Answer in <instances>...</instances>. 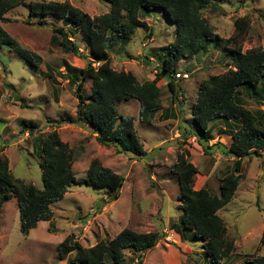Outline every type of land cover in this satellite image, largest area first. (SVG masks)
<instances>
[{
    "label": "rangeland",
    "instance_id": "1",
    "mask_svg": "<svg viewBox=\"0 0 264 264\" xmlns=\"http://www.w3.org/2000/svg\"><path fill=\"white\" fill-rule=\"evenodd\" d=\"M29 2H68L90 17L109 11L105 0H24V4L5 15L9 22L2 23L1 28L16 45L0 48V147H5L1 154L8 160L9 171L16 179L42 188L35 140L55 130L72 151L76 180L83 178L90 162L97 159L104 167L122 175L124 183L119 198L109 203L103 189L70 187L63 199L52 205L51 221L39 222L26 236L20 231L16 200L12 198L0 210V264H69L75 254L60 260L57 248L70 235L83 248H90L99 241L112 240L124 228L137 233L154 232L160 237L157 246L143 254L141 264H210L202 241L194 239L190 232L179 231L180 194L171 167L179 154L186 155L198 170L194 189L206 187L214 195H218L220 180L233 171V159L221 151L223 142L212 139L207 143L211 148L203 152L195 139L192 141L188 131L197 130V126L189 113L198 84L232 68L227 49H231L228 39L236 18L247 16L251 22L242 50L256 47L264 50V0H220L215 7L208 6L202 11L221 42L209 47L199 60H181L175 66V72L187 71L190 76L185 81L174 80V99L165 85L160 90L161 104L169 121L157 119L146 127L138 122L137 101L116 106L118 113L134 119V128L146 152L142 157L117 154L113 147L99 145L93 131L77 122L75 87L68 84L66 73L78 74L89 61L94 65L93 56L82 34H70L65 24L51 17L30 15L26 6ZM143 20L151 35L136 28L133 35L119 40L108 51L112 69L130 72L139 82L153 80L154 69L160 64L156 52L173 42L175 33V25L161 10L146 15ZM58 30L77 46V55L58 44L61 41ZM148 38L153 40L146 42ZM17 49L33 53L42 61L37 68L33 67L18 57ZM46 65L53 71L54 82L45 76ZM261 86L264 91V79ZM89 88V83L84 85V94L89 93ZM245 90H238L245 108L264 110V102L248 98ZM182 117L188 118L186 124ZM28 120L36 122L40 131L22 132V123ZM221 125L218 120L208 128L215 134ZM238 167L241 175L238 189L231 202L218 211L227 238L235 246L233 254L222 264H245L256 255L264 256V248L259 245L264 233V149L242 159ZM104 201L106 205L102 206ZM136 257L137 254L125 252L128 264H136Z\"/></svg>",
    "mask_w": 264,
    "mask_h": 264
},
{
    "label": "trees",
    "instance_id": "2",
    "mask_svg": "<svg viewBox=\"0 0 264 264\" xmlns=\"http://www.w3.org/2000/svg\"><path fill=\"white\" fill-rule=\"evenodd\" d=\"M105 1L109 4V11L96 17H90L68 2H29L26 6L30 15L51 17L65 24L70 34H82L85 46L97 64L89 61L85 68L78 70V74L75 71L66 73L68 84L75 87L77 122L93 131L99 145L113 147L117 154L142 157L146 152L134 128V119L119 114L116 106L124 101H137L138 122L146 127L152 126L155 115L159 111L164 112L159 81L168 79L167 88L174 99V75L178 62L191 58L199 60L209 47L218 46L221 42L202 15L205 8L215 7L220 0ZM20 4H24V0H0V48L16 46L1 24L9 22L5 15ZM156 10H161L175 25L174 40L156 52L160 64L154 69V79L139 82L130 72L113 70L108 51L119 40L133 35L136 28H142L151 35L150 27L143 18ZM250 25L247 16L234 20L233 33L228 39L231 49H227L232 68L198 84L196 99L191 107V119L197 130L191 128L188 131L206 152L211 148L207 143L213 139L209 124L218 120L237 122L238 130L232 132L229 143L221 147L222 153L233 159V171L220 180L218 195H214L206 187L194 189L198 170L186 155L179 154L171 167L180 194L179 231L190 232L194 239L202 241V249L210 264H222L234 252V241L227 238L226 227L218 211L231 202L238 189L241 181L238 164L242 159L258 154V149H264V110L246 109L238 91L245 88L248 98L264 102L261 86L264 50L261 47L242 50ZM56 33L61 37L58 44L77 55L78 48L68 40L66 33L59 30ZM56 38L54 40L57 41ZM17 55L36 68L42 61L39 56L22 49H17ZM145 59L150 60L149 57ZM45 67L46 78L54 82L53 71L47 65ZM87 83L90 84L89 93L84 94ZM48 124L52 125L51 122ZM21 131L34 134L40 129L36 122L28 120L23 121ZM35 142L42 188L16 179L9 171L8 160L1 154L5 147H0V210L12 198L16 200L23 235L35 229L39 222H50L52 205L62 200L72 186L103 189L109 198L108 203L119 198L123 176L104 167L97 159L90 162L83 178L75 179L72 151L67 143L61 141L57 131L53 130L43 138L37 137ZM105 205L104 201L102 206ZM159 240L158 233H137L124 228L112 240L99 241L90 248H83L70 235L59 244L57 251L60 260L75 254L69 264H128L125 261L127 251L137 254L136 264H141L143 254L153 250ZM259 245L264 248V233ZM245 264H264V256L256 255Z\"/></svg>",
    "mask_w": 264,
    "mask_h": 264
},
{
    "label": "crops",
    "instance_id": "3",
    "mask_svg": "<svg viewBox=\"0 0 264 264\" xmlns=\"http://www.w3.org/2000/svg\"><path fill=\"white\" fill-rule=\"evenodd\" d=\"M147 33H149V32H147ZM152 39V38H151ZM153 40V39H152ZM152 65V64H151ZM183 72H186V71H183ZM154 73H155V71H154ZM182 73V72H181ZM135 76V75H134ZM136 77V76H135ZM154 77H155V75H154ZM154 79V78H153ZM164 80V79H163ZM163 80H160L159 81V83H158V86L160 87V88H162V87H164V85L167 87V81H166V79L163 81ZM185 81V80H184ZM175 85H176V82H175ZM175 91H176V89H175ZM181 98V97H180ZM129 101H131V100H129ZM129 101H124V102H121L120 104H124V103H127L128 105H131V103H129ZM138 103V102H137ZM193 103H194V101H193ZM193 103L191 104V107H192V105H193ZM119 104V105H120ZM139 105V104H138ZM163 107V106H162ZM138 108V110H139V106L137 107ZM164 109V108H163ZM171 110V109H170ZM261 110H263V109H261ZM190 112H191V108H190ZM120 114V113H119ZM159 114V115H158ZM190 114V116H191V113H189ZM169 115H170V117L171 118H173V115H172V113L170 112L169 113ZM123 116V115H122ZM125 117H127V116H125ZM128 117H130V116H128ZM168 117V115H167V111H166V109H164V112L162 113V111H159L156 115H155V117H154V121H153V123L157 120V119H160V120H164V119H166ZM137 118H138V116H137ZM182 122L184 121V124H186L187 122H188V118L187 117H182ZM167 120V119H166ZM167 121H169V120H167ZM186 122V123H185ZM219 124H222L221 125V127H219L218 129H216V131H215V134L212 132V128H210V130H211V136L213 137V139H215V141L217 142V141H219V142H223V145H226V143L230 140V134L232 133V132H235L236 131V129L238 128V125H236V124H234L233 122H228V123H225V122H223V121H219ZM94 136H95V134H93ZM176 137H179V135L178 134H176L175 135ZM191 138H192V141H193V139H195L194 137H192V136H190ZM144 149V148H143ZM232 160V159H231ZM200 189V188H199ZM181 237H182V235H181Z\"/></svg>",
    "mask_w": 264,
    "mask_h": 264
},
{
    "label": "built area",
    "instance_id": "4",
    "mask_svg": "<svg viewBox=\"0 0 264 264\" xmlns=\"http://www.w3.org/2000/svg\"><path fill=\"white\" fill-rule=\"evenodd\" d=\"M152 39L151 38H148V40L146 42H151ZM143 46H146V43L143 44ZM97 66V65H96ZM189 73L186 71V72H176L175 75H174V78L176 80H188L189 79Z\"/></svg>",
    "mask_w": 264,
    "mask_h": 264
}]
</instances>
